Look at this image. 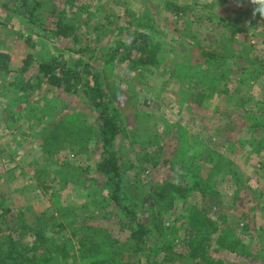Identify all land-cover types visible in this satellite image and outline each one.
I'll return each mask as SVG.
<instances>
[{
	"label": "rangeland",
	"instance_id": "rangeland-1",
	"mask_svg": "<svg viewBox=\"0 0 264 264\" xmlns=\"http://www.w3.org/2000/svg\"><path fill=\"white\" fill-rule=\"evenodd\" d=\"M36 3L38 23H31ZM63 8L75 40L50 32ZM252 9L248 0L239 7L236 0H0V50L10 52L12 70L31 54L35 61L61 58L73 67L89 63L99 73L122 127L113 150L124 174V204L142 209L138 216L152 229L154 264H195L189 257L196 242L192 206L220 227L206 243L212 260L264 264V18L253 17ZM137 34L159 47L157 65L126 61L124 46ZM20 77L0 73V96L8 90L14 100L0 110L6 225L35 223L47 238L70 240L73 255L82 233L97 241L109 237L118 241L117 257L144 263L145 253L127 245L130 224L109 201L106 179L96 170L102 159L98 113L82 94L47 85L15 97L8 85ZM183 145L199 156L181 162ZM165 184L191 193L175 197L168 209ZM202 189L205 195L195 192ZM224 229L241 242L237 253L219 240ZM24 240L33 243L35 236Z\"/></svg>",
	"mask_w": 264,
	"mask_h": 264
},
{
	"label": "trees",
	"instance_id": "trees-1",
	"mask_svg": "<svg viewBox=\"0 0 264 264\" xmlns=\"http://www.w3.org/2000/svg\"><path fill=\"white\" fill-rule=\"evenodd\" d=\"M38 7L39 4L36 3L29 12V21L31 23H38L35 13ZM64 9L56 13L57 19L52 22L55 27L51 28L50 32L56 37L73 38L75 40L76 30L73 25L64 21ZM175 10L182 12L183 8H176ZM147 41H149L147 36L137 34L129 46H124L127 50L126 61L129 60L131 65L142 68L157 65L159 47L147 44ZM10 66V54L0 51V73L16 72L21 76L16 83L17 85L12 84L14 88L22 92H28L39 88L41 85H47L59 90L61 93L69 95L82 94L89 106L98 113L102 159L96 163V170L106 179L104 186L108 189L109 201L119 213L125 216L128 224H130V226H126L130 230L127 245L130 246V250L135 254L145 253V262L138 261L135 264H154V262L150 261L151 250L148 249L149 236L152 229L143 217L138 216V211H142L141 208L136 210L135 205L127 206L124 204L126 202V192L122 189L124 174L122 173L121 164H119V157L116 156L117 153L113 150V143L122 132V127L118 123L120 119L118 113L111 109V100L101 84L97 70L89 63H80V65L78 64L74 67L69 66L61 58L35 61L31 54H26L23 57L22 65L19 69L12 70ZM27 73H31V77L25 80L23 75ZM17 102L19 101L17 100ZM30 111H27V113ZM31 115L34 116V114ZM27 117H29L28 114ZM54 127H56L55 124ZM181 151V162L189 161L191 158L199 156L197 150L192 153L191 149L185 145L181 147ZM144 156L147 157V154ZM208 157H210V154H208ZM156 164L157 162H154L153 165ZM183 167L186 170L188 169V171L192 170L188 166ZM36 179L43 187L40 178L36 176ZM199 184L202 185V181ZM43 188L45 189V187ZM206 189H202V191L196 190L195 192L205 195ZM167 190H171L170 193L173 195L166 192ZM190 193L180 185L174 184H165L162 190L164 200H168L166 202L168 209L172 207L175 197L184 198ZM191 208L193 211H190V219L193 224L190 228V237L196 238L194 239L196 242H190L192 251L189 257L195 260V264H223V262L218 260H212L206 249L208 247L206 243L210 241L209 237L218 231L220 227L216 225V222H210L205 212L197 210L196 206ZM9 212V209L2 208L0 203V264H68V261H70V264H75L77 261L79 264H131L130 262H125L124 258L117 257L119 252L116 251L117 248L113 247V244L118 241L109 237L105 240L97 241L96 238L90 237L86 233H82L80 236L73 233V236H78L76 239L79 245L77 255H73L71 254V249H68L70 240L59 241L55 236L47 238L41 228L35 227V223L22 224L19 228L11 229L5 222ZM208 226L211 227L210 232H207ZM29 233L35 236L33 243L25 242L24 240ZM223 233L224 235L220 236L219 240L222 239L221 241L224 242V248L230 253H237L236 248L243 247L241 242L230 237L232 235L229 229H224Z\"/></svg>",
	"mask_w": 264,
	"mask_h": 264
},
{
	"label": "crops",
	"instance_id": "crops-1",
	"mask_svg": "<svg viewBox=\"0 0 264 264\" xmlns=\"http://www.w3.org/2000/svg\"><path fill=\"white\" fill-rule=\"evenodd\" d=\"M13 45H11V47H12ZM1 52H5V51H2V50H0ZM6 53H8V54H10V52H6ZM10 57H11V54H10ZM12 58V57H11ZM12 60V59H11ZM22 60H23V58H22ZM22 63V62H21ZM20 76V75H19ZM10 86H14V85H12V84H9ZM8 85V89H13V90H15L14 92H15V97H19V96H21L22 95V91H20L19 89H16V88H14V87H10ZM3 91H6L7 89L6 88H4V89H2ZM1 90V91H2ZM12 96V94L7 90V94L6 95H4V96H0V100L2 99V98H4V100L1 102L0 101V110H3V109H8V107H9V102L11 101V100H13V96ZM12 98V99H10L9 101L8 100H6L5 98H7V99H9V98ZM14 97V98H15ZM17 100L19 101V99H16L15 101L17 102ZM14 101V100H13ZM6 105V106H5Z\"/></svg>",
	"mask_w": 264,
	"mask_h": 264
},
{
	"label": "clouds",
	"instance_id": "clouds-1",
	"mask_svg": "<svg viewBox=\"0 0 264 264\" xmlns=\"http://www.w3.org/2000/svg\"><path fill=\"white\" fill-rule=\"evenodd\" d=\"M236 2L238 7L241 6L242 0H236ZM248 2L253 6V17L259 14L261 18H264V0H248Z\"/></svg>",
	"mask_w": 264,
	"mask_h": 264
}]
</instances>
